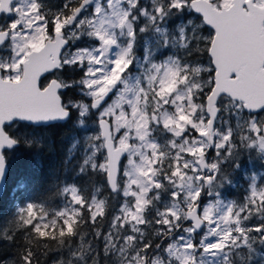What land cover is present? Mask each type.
<instances>
[{
	"label": "snow or ice",
	"instance_id": "1",
	"mask_svg": "<svg viewBox=\"0 0 264 264\" xmlns=\"http://www.w3.org/2000/svg\"><path fill=\"white\" fill-rule=\"evenodd\" d=\"M0 53V189L56 124L92 181L17 205L0 264H264V172L224 197L264 168V0H0Z\"/></svg>",
	"mask_w": 264,
	"mask_h": 264
},
{
	"label": "trees",
	"instance_id": "2",
	"mask_svg": "<svg viewBox=\"0 0 264 264\" xmlns=\"http://www.w3.org/2000/svg\"><path fill=\"white\" fill-rule=\"evenodd\" d=\"M49 9L53 11V7ZM36 134L43 138L42 146L28 148L21 145L10 153L11 167L4 195L0 199V228L12 220L17 205H23L30 199L44 203L50 211L59 210L63 199L58 194V188L62 187L66 178L68 183L75 182L78 186L88 185L89 189L92 188V181L88 178L66 177L65 174L71 169V163L66 168L64 161L71 137L75 134L74 127L56 124L51 128L37 129ZM74 172L72 170L69 176L74 175ZM96 180L99 181V177ZM20 182L27 184L24 190L17 189ZM238 193L241 196V191ZM14 252L15 249H11L0 254L13 255ZM50 255L42 257L41 264H46Z\"/></svg>",
	"mask_w": 264,
	"mask_h": 264
},
{
	"label": "rangeland",
	"instance_id": "3",
	"mask_svg": "<svg viewBox=\"0 0 264 264\" xmlns=\"http://www.w3.org/2000/svg\"><path fill=\"white\" fill-rule=\"evenodd\" d=\"M59 1L60 0L54 1L53 5L56 6ZM63 2H64V0H63ZM57 8L59 9V6H57ZM204 34L207 35V31H205ZM138 51H141L142 52V49H139ZM0 55H6V53H0ZM200 59L204 60L205 63L207 62V57L206 56H201ZM88 131L90 132L91 129H89ZM74 136L76 138H79L80 139V145L77 147L76 152H75V155L73 156V159L71 161V169L69 171L65 172L66 177H77L75 175V172H74V175H72V176H69V175H70V172L72 170L75 171L76 166H77V162L78 161L79 162H82L83 144H84V141H83L84 130L83 129L75 128V134L71 137V142H72ZM125 163H126V161H125ZM241 165L242 166H241V168L239 170L233 171V170L229 169V171L232 172V176H233V179H234V184L232 186L227 187L224 190L225 200H236L238 202L241 201L242 198L246 194V188H247V183H248L247 178L253 172H256V173L264 172V168H261L260 167V162L259 161H256V160H249L248 159V156L246 154L243 155L242 158H241ZM64 182H69V181L66 178ZM97 186H99V184H97ZM89 190H92V188L89 189ZM239 191H241V193H242L241 196H239V193H238ZM62 199H63V203H62V207L60 209H62L63 206H64V204L66 203L65 198L62 197ZM113 203L118 206L119 205V200L113 201ZM52 211H56V210H52ZM52 211H50V212H52ZM50 257L51 258H48V261H47L46 264H53V262L57 258L60 257V253L52 252L51 255H50Z\"/></svg>",
	"mask_w": 264,
	"mask_h": 264
},
{
	"label": "flooded vegetation",
	"instance_id": "4",
	"mask_svg": "<svg viewBox=\"0 0 264 264\" xmlns=\"http://www.w3.org/2000/svg\"><path fill=\"white\" fill-rule=\"evenodd\" d=\"M54 1L56 0H44V2L48 5V8H52L53 7V12L57 11V6H59V8L61 7V4L63 3V0H60L58 2V4L56 6L53 5Z\"/></svg>",
	"mask_w": 264,
	"mask_h": 264
},
{
	"label": "water",
	"instance_id": "5",
	"mask_svg": "<svg viewBox=\"0 0 264 264\" xmlns=\"http://www.w3.org/2000/svg\"><path fill=\"white\" fill-rule=\"evenodd\" d=\"M6 183H7V181H6ZM5 189H6V186L3 189H0V199L4 195Z\"/></svg>",
	"mask_w": 264,
	"mask_h": 264
}]
</instances>
